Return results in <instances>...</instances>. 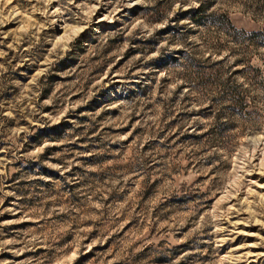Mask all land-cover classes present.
I'll list each match as a JSON object with an SVG mask.
<instances>
[{
  "label": "rangeland",
  "instance_id": "rangeland-1",
  "mask_svg": "<svg viewBox=\"0 0 264 264\" xmlns=\"http://www.w3.org/2000/svg\"><path fill=\"white\" fill-rule=\"evenodd\" d=\"M0 264H264V0H0Z\"/></svg>",
  "mask_w": 264,
  "mask_h": 264
},
{
  "label": "trees",
  "instance_id": "trees-1",
  "mask_svg": "<svg viewBox=\"0 0 264 264\" xmlns=\"http://www.w3.org/2000/svg\"><path fill=\"white\" fill-rule=\"evenodd\" d=\"M199 9V8H198ZM197 11V10H196Z\"/></svg>",
  "mask_w": 264,
  "mask_h": 264
}]
</instances>
